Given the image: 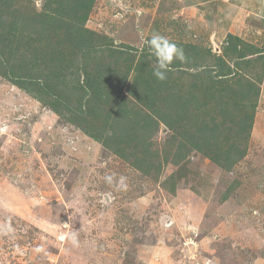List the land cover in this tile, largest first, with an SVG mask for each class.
<instances>
[{
  "label": "rangeland",
  "instance_id": "rangeland-1",
  "mask_svg": "<svg viewBox=\"0 0 264 264\" xmlns=\"http://www.w3.org/2000/svg\"><path fill=\"white\" fill-rule=\"evenodd\" d=\"M43 4L15 0L11 11L29 22ZM85 19L83 54L60 33L21 40L18 54L59 50L61 93L75 107L67 94H89L112 72L102 114H144L129 91L137 78L161 82L147 41L156 33L182 48L186 59L155 90L172 126L151 137L162 166L136 171L102 146V121L46 97V80L25 90L0 58V264H264V0H95ZM166 99L191 101L184 118Z\"/></svg>",
  "mask_w": 264,
  "mask_h": 264
},
{
  "label": "trees",
  "instance_id": "trees-1",
  "mask_svg": "<svg viewBox=\"0 0 264 264\" xmlns=\"http://www.w3.org/2000/svg\"><path fill=\"white\" fill-rule=\"evenodd\" d=\"M31 1L32 0H30V2ZM38 1L44 2L41 7L42 10L35 16L30 15V20L28 22L26 19L20 17V14L16 13V11H11L15 4V0H0V43L2 44L6 41L8 44L4 45V47L7 48L3 53L4 56H0V58L2 61L3 57L4 62L2 61V65L5 67L6 72L11 75L16 84H24L25 90L28 91L34 90V88L30 90L28 87L29 85H36V83L39 85V82L46 80V84L40 85L46 97H49L58 105L61 103L62 106L69 109L79 121H85L86 119H84V117L86 118L87 116L93 118V121H102L103 129L99 130L100 128H98L97 132L103 134L105 131L104 129H107V133L103 135L105 140L102 139L103 142H101L102 146L107 151L118 155L129 164L131 163L130 165L138 172L147 173L149 170L154 169L156 173H159L162 163L157 162L155 165L153 162L156 158L158 159L160 154L157 150L150 152V149L152 147L151 137L156 131L157 125L162 123L168 126L169 129L172 127L170 124V117L167 116L166 113L168 111H162L156 107L159 103L155 96V90H162V88H165V81L155 82L154 79L150 84L145 83L141 78H137L133 81V84L130 86L129 96L137 102L136 104H143L140 110H145L146 112L144 114L137 110L126 111L119 109L109 110L105 115L102 114L100 105H107L110 101L109 92L103 89L102 84L104 82H109L107 79L112 76V72H105L104 78L100 76V80L94 82L95 87L92 88L89 94L86 92L78 96L73 94L70 95V93L67 94L69 98L74 96L73 100L77 104L76 107L72 105V102L66 103L67 101L65 102V99L67 98L63 97L64 93H61L65 92L64 90L66 87H62L65 85V82L62 78H59V71L65 65L62 60L61 52L52 48L49 50L47 56L38 57V55H33L32 58H28L23 52L22 54H18V42L21 40L23 43H30L33 41L42 42L43 40L50 41L51 38L56 37L60 33L64 35L65 43L68 42L70 45L75 43L81 50L80 53L83 54L86 50L90 49L87 44L89 41H85L83 38L86 33L84 30L85 16L88 14L95 0ZM27 35H29V37L24 41L22 38ZM37 37L41 38L37 39ZM60 43H62V41H60ZM13 44L16 47L11 50L9 47H12ZM110 54L111 57L114 56L112 52ZM113 60L114 63H118L115 58ZM141 65L144 66L145 63L141 62ZM130 68L131 67L125 71L122 84L128 78V74L131 70ZM140 69H135L137 77H140L142 74ZM38 70L42 72L41 75L38 77H36V75H31L35 74V71ZM86 76L88 77V74ZM99 83H101V88L98 90L97 87H99ZM155 84L157 85L155 86ZM152 86L155 87L154 90ZM54 90L58 91L60 94L54 95ZM177 104H179V106H172V101L166 99V102L164 101V104L162 103V107L165 106L166 110L176 114L175 116L178 118H184L185 111L187 107L190 106L191 101L185 102L184 104L186 107L183 108L181 106L182 103L180 104V102H177ZM51 107L54 108V106ZM80 107L86 110H77ZM153 110L160 111L153 112ZM215 128L214 126L211 132L214 133ZM121 130H123L125 134L122 133ZM120 132L121 135H123L121 138L118 136ZM92 138L96 139L95 136H92ZM203 139L207 142V145L211 140V138L207 136H204ZM112 142L113 144H111ZM180 147L185 150L186 146L182 144ZM192 147H194V144H192ZM196 148L200 150L199 147ZM231 154L232 150L231 152H226L227 157ZM177 157H179V155ZM184 157L185 155L182 154L179 159L182 160ZM229 161L228 159V162ZM229 166L230 164L227 165V167Z\"/></svg>",
  "mask_w": 264,
  "mask_h": 264
},
{
  "label": "clouds",
  "instance_id": "clouds-1",
  "mask_svg": "<svg viewBox=\"0 0 264 264\" xmlns=\"http://www.w3.org/2000/svg\"><path fill=\"white\" fill-rule=\"evenodd\" d=\"M147 44L156 58L153 75L159 81L167 79V73L171 71L174 60L184 61L186 59L184 50L169 40L167 37L154 33L147 41ZM124 178L122 177L121 180ZM111 178H109V181ZM68 240L74 246L78 245V238L75 232L70 233ZM39 251V249H38Z\"/></svg>",
  "mask_w": 264,
  "mask_h": 264
}]
</instances>
